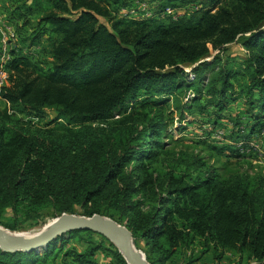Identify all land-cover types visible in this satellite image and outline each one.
Here are the masks:
<instances>
[{"label": "trees", "instance_id": "16d2710c", "mask_svg": "<svg viewBox=\"0 0 264 264\" xmlns=\"http://www.w3.org/2000/svg\"><path fill=\"white\" fill-rule=\"evenodd\" d=\"M146 1L162 2L156 17L167 8L186 11L167 18L169 25L121 16L111 26L100 17L110 7L120 14L134 1L26 0L8 14L16 37L33 29L28 52L44 49L49 37L48 58L22 55L26 37L6 64L0 225L19 231L63 214L100 215L128 228L151 264H196L207 256L219 262L226 254L264 264L262 170L252 163L246 170L218 168L189 148L169 150L164 141L175 115L189 126L195 105L205 114L206 100L218 116L198 141L210 152L239 162L247 157L237 144L217 143L253 134L264 139V0H220V7L217 0L208 9L198 2L190 8L177 4L182 0ZM233 44L245 51L241 62L223 57ZM239 100L246 121L254 123L250 134L240 114L228 118L233 126L219 122ZM47 110L55 113L47 126L28 120ZM222 130L223 140L217 139ZM98 253L110 264H127L108 238L82 230L59 237L43 253L0 249V264H101Z\"/></svg>", "mask_w": 264, "mask_h": 264}, {"label": "rangeland", "instance_id": "374dc122", "mask_svg": "<svg viewBox=\"0 0 264 264\" xmlns=\"http://www.w3.org/2000/svg\"><path fill=\"white\" fill-rule=\"evenodd\" d=\"M132 1L137 2L139 0H132ZM216 1L217 0H182L181 2H178L177 4L184 6V7H190L191 8V7H194L193 4H196L194 2H198L202 7L204 6L205 8L208 9V8H211L215 4ZM24 2H26V0H0V9L3 12V13H1V11H0V16L4 18V21H2L0 23V28L2 29V31L0 30V57H1L0 62L1 63L5 60L4 61L5 64H9L10 59L8 60L7 58H9L11 48L13 49L14 47H17L18 43L23 41V38H26V37H28V41L25 43L24 49L18 50V51H24V52H20L22 55L30 54L31 58H33L34 60H41V59H44L45 57L48 58L47 45H48L49 35H46L44 37V39H45L44 43H43L44 49L42 48L40 50V48H37V51L28 52V50H27L28 43L31 39L30 34L33 32V29L29 28L27 34L23 33V34L16 37V32H15L14 27L6 19L8 17V15H6V14L10 15L13 10H16L17 8L20 9ZM182 2H184V4H181ZM219 2H220V0H219ZM161 4H162L161 1L156 2V3L153 2V4H151V6L147 7V11H143L139 7L137 12L139 10H141L140 13L145 14L144 18L154 19V20H157L158 22L169 25L171 22L169 20H167V18H169V17L164 15V12L157 17L155 16L156 13L161 10V8H160ZM220 4H221V2L218 4V7L221 6ZM141 6H144V5L141 4ZM19 9H17V10H19ZM177 10H179V12H182V13H185V11H186V9H184V8H182V9L177 8ZM22 11H23V9H22ZM121 18H122L121 15L119 13H117L116 11H114L110 7L108 15L100 17V20L102 22H104L105 24H109L111 26L112 24H114L115 22L120 20ZM172 20H175V19H172ZM12 35H14V38L12 37ZM9 39L13 40L12 45L7 44L8 42H10ZM244 53H245L244 49L241 48V46L239 44H233V45L228 46V51L223 53V57H224V59L230 57L233 59H237L238 62H241V59L244 58L243 57ZM217 54H219V52H217V51L213 52V54L209 57V60H212L213 57ZM189 70L190 69H188V71ZM234 82L236 84H238L237 81H234ZM190 97H193V95H191ZM202 104L204 106L206 105V108H207L205 114L204 113H197L198 110L201 108L200 105L198 104V105H195V108L193 110V111H195V113L193 114L194 116L192 115V116L188 117L186 120L191 125L192 123L199 121L200 118L202 117L201 120L198 122V124L196 123L197 125L194 124V126H190V125L185 126L184 125L185 123L184 122L180 123L177 120L178 119L177 115H175V117H176L175 122L172 126L167 128L168 130L166 131V135L164 138V141L168 144L167 148H169V150H173V149L180 150V149H188L189 148V151L192 150L196 154L198 153L199 155L204 157L206 159V162H208L209 165H213V166H216L218 168H223L224 164H226V165L228 164L227 169H231V168L236 167V168L241 169V170H246L249 163H252V165L254 167L260 168L262 170V173H264V139H262V140L259 139V137L255 134L252 135L253 139L246 138V139H242L244 141L237 142V143L230 142V140L227 137L224 140L225 142L217 143V146H219V147L223 146L225 144H228V143L237 144V147L241 148L240 149L241 153L244 154L245 157H247V158H244V160H241L239 162H237V160H235V159L229 158L230 156L227 153L222 154V155H220V154L218 155L215 152H210V150L208 149L209 145L207 143H202V141H198L199 135H201L202 133H205L206 132L205 130H208V128L211 126L212 122H209V120L211 118L215 119V115H217L215 113V111H214V114H212L213 109L211 108V106H209L207 104V100L205 103H202ZM245 110H246V105H245V102L243 100H239L236 103H232L228 106L227 109H225L221 113V115H219V116H222L219 122L221 123L222 126L223 125L233 126L232 119L230 120L228 118L230 116L235 118L238 114H240L242 119H243V123H244L243 126H241V128L243 129L244 126H246L247 132L250 134V132L253 129L254 123L252 125H249L250 122L246 121V119H248V117L245 115ZM257 113H259V111ZM54 117H55V113L52 110H47L40 120L34 119L33 117H28V120H34V123H36V125L45 127L54 119ZM260 121H261L260 123L263 124L264 123V117H262L260 119ZM261 127H260V129H261ZM184 128H187V130H185ZM256 128H258V126ZM225 130L227 131V133L229 132L228 128H226ZM260 132H264V129L261 130ZM223 135H224V131L222 130L217 134V139L223 140ZM245 140H247L249 142V146H250V148L247 150L245 148H243V144L246 142ZM262 145H263V147H262ZM260 147H262V148H260ZM234 148H235V146H234ZM245 150L247 153L244 152ZM249 152H251V153H249ZM254 171H256V170H254ZM220 172L225 174L227 171L220 169ZM53 220H50L45 224H43V223L35 224L33 222L31 224L26 223L24 226H21L22 229H20L19 231H12V230H10V229L2 226V225H0V227L10 231V233L14 232L13 234H23L26 237H30L31 235H34L41 230H44V228L47 227L50 223H53ZM8 223L9 224H16L13 219H8ZM139 245L141 248H138V249L142 250L144 248V244L141 242ZM239 261L240 260L238 258H235L234 256H232L230 254H226L225 257L219 262H216L211 257L207 256L203 260L199 261L196 264H245V263H241Z\"/></svg>", "mask_w": 264, "mask_h": 264}, {"label": "water", "instance_id": "95a60500", "mask_svg": "<svg viewBox=\"0 0 264 264\" xmlns=\"http://www.w3.org/2000/svg\"><path fill=\"white\" fill-rule=\"evenodd\" d=\"M54 221L55 223L49 229L41 230L26 238H16L13 235L14 232L10 233L0 227V249L6 253H43L59 237L72 231L82 230L92 231L108 238L118 248L127 264H151L146 254L136 247L130 230L108 217L63 214Z\"/></svg>", "mask_w": 264, "mask_h": 264}, {"label": "built area", "instance_id": "2783aa9c", "mask_svg": "<svg viewBox=\"0 0 264 264\" xmlns=\"http://www.w3.org/2000/svg\"><path fill=\"white\" fill-rule=\"evenodd\" d=\"M141 4H143L144 6H141ZM149 6L150 5L148 4V2L146 0H139L137 2H133L128 7L122 8L120 10L121 11L120 14L123 17H129V18L136 19V20H143V19H146V18H144L145 14L140 13L141 10H139L138 12H137V10L140 7L143 11H147V7H149ZM184 14L185 13L179 12V10L172 9V8H167L164 11V15H166L169 18L175 19V20H177L178 17H180ZM12 37H14V35H12ZM4 61L2 63L0 62V92H1L2 87L5 85L6 81L9 78V72L6 68V64ZM0 99H1V97H0Z\"/></svg>", "mask_w": 264, "mask_h": 264}, {"label": "crops", "instance_id": "0c3cea01", "mask_svg": "<svg viewBox=\"0 0 264 264\" xmlns=\"http://www.w3.org/2000/svg\"><path fill=\"white\" fill-rule=\"evenodd\" d=\"M0 11H1V13H3L1 9H0ZM6 15H8V14H6ZM6 19H7V18H6ZM2 21H4V18L0 16V23H1ZM0 30L2 31L1 28H0ZM8 30H9V29H8ZM262 146H263V145H262ZM261 148H262V147H261ZM259 149H260V148H259ZM97 260H98L99 263H101V264H110V262H111V258L108 257V256H106V255L103 254V253H98V254H97Z\"/></svg>", "mask_w": 264, "mask_h": 264}, {"label": "bare ground", "instance_id": "6f19581e", "mask_svg": "<svg viewBox=\"0 0 264 264\" xmlns=\"http://www.w3.org/2000/svg\"><path fill=\"white\" fill-rule=\"evenodd\" d=\"M55 223V221H53V223H50L47 227L44 228V230L49 229L51 226H53V224ZM16 238H26L25 235L23 234H13ZM116 242L118 243V245H120L119 241L116 240Z\"/></svg>", "mask_w": 264, "mask_h": 264}]
</instances>
